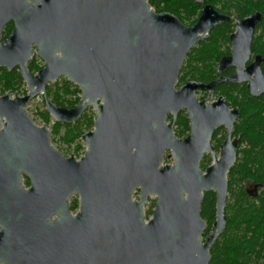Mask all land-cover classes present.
Wrapping results in <instances>:
<instances>
[{"label":"water","instance_id":"obj_1","mask_svg":"<svg viewBox=\"0 0 264 264\" xmlns=\"http://www.w3.org/2000/svg\"><path fill=\"white\" fill-rule=\"evenodd\" d=\"M27 1L0 0V38L15 21L0 41V69L18 66L27 85L22 97L10 91L0 96V264H209L210 248L227 224V174L239 142L231 141V131L239 110L229 111L221 98L206 106L196 92L212 96L221 84L246 83L251 97L264 94L263 57L246 66L261 14L237 20L230 56L217 67L219 75L234 68L230 77L177 89L191 49L231 20L212 5H203L197 21L186 26L172 14L152 12L150 0H43L32 9ZM34 37L43 41L37 54L46 65L30 75L26 62ZM60 77L81 92L74 108L47 100L46 86ZM38 95L58 123L95 111L93 129L81 137L82 157L62 156L47 127L28 116L25 107ZM182 109L189 135L178 139L173 125ZM220 127L226 140L202 170ZM164 157L172 163L164 164ZM209 192L215 221L203 240L200 208ZM72 196L78 197L74 214ZM150 197L155 206L146 220Z\"/></svg>","mask_w":264,"mask_h":264},{"label":"trees","instance_id":"obj_2","mask_svg":"<svg viewBox=\"0 0 264 264\" xmlns=\"http://www.w3.org/2000/svg\"><path fill=\"white\" fill-rule=\"evenodd\" d=\"M208 3L222 13L235 14L239 18L260 12L263 20L255 32L252 52L264 58V0H208ZM149 6L153 7L156 13L174 15L186 26H191L197 21L201 9V5L191 0H150ZM232 31L230 24H221L210 32L208 39L191 49L185 58L179 82L193 80L208 83L214 80L217 77L219 61L229 54L228 37ZM262 71L264 74V63ZM21 85V78L16 72L0 69V95L7 91L14 93ZM14 86L17 87L14 89ZM218 90L240 110V120L235 128L236 133H242L243 147L227 174L228 197L225 206L227 224L210 248L209 264H260L264 259V188H259L258 195L253 197L245 191L243 184L250 181L264 186V94L253 98L244 85H222ZM46 93L47 98H50L56 107L68 109L77 105L80 100L78 94H81L75 85L64 79L48 85ZM40 116L45 123L50 120L46 111L41 112ZM93 117V114L85 111L75 123L55 122L53 133L57 134L64 128L62 140L70 144L93 129ZM179 132L182 134L184 130ZM205 167L206 163L201 165L202 169ZM77 208L74 200L71 202L70 210L75 211ZM200 216L206 223L207 234L215 221L214 193L204 194Z\"/></svg>","mask_w":264,"mask_h":264},{"label":"flooded vegetation","instance_id":"obj_3","mask_svg":"<svg viewBox=\"0 0 264 264\" xmlns=\"http://www.w3.org/2000/svg\"><path fill=\"white\" fill-rule=\"evenodd\" d=\"M194 2V1H193ZM43 4V0H38L37 2H33V1H27V5L29 6V9H32L33 7H40L41 5ZM197 4V3H196ZM209 4L208 3V0H206L203 4H199L201 5V8L203 5H207ZM211 5V4H210ZM217 10V9H216ZM201 11V9H200ZM218 11V10H217ZM220 12V11H218ZM258 12V11H257ZM222 13V12H220ZM256 13V12H254ZM254 13H251V14H248V15H245L244 17L242 18H239L237 15L235 14H227V13H222V14H225L227 16H229L231 18V20L229 22H226L228 24L231 25V27L233 28V31L232 33L235 32L236 30V25H237V20H243L245 17L247 16H250ZM260 13V12H259ZM261 14V13H260ZM263 20V17H262V14H261V21L260 23L256 26L255 30H254V34H253V38L255 36V32L256 30L259 28L261 22ZM226 23H222V24H226ZM13 28H15V21L14 23L11 21L9 22L8 24H6L3 28V32H2V35H1V38H0V41H4L8 36L9 34L11 33V31L13 30ZM231 33V34H232ZM230 34V35H231ZM230 35L228 37V47H229V54L224 56V57H228L230 56V53H231V44L229 42V38H230ZM43 44V41L41 40V38H37V37H34L32 38L31 40V43H30V46H28V48L31 50V55L29 57V59L27 60L26 62V69L28 70V73L30 75H36L45 65V61L41 58V56H39L37 54V49L39 47H41V45ZM252 44H253V41H252ZM251 52H252V45H251ZM256 56H261V55H258V54H253V52L251 53V56H250V59L247 61L246 63V66L252 64L254 62V59ZM222 57V58H224ZM262 57V56H261ZM220 62V61H219ZM264 63V58H263V61L261 63V69H262V64ZM37 68L36 70H34L33 68ZM7 71V70H6ZM12 71L16 72L19 77L21 78V81H22V84L25 83L23 81V78L20 74V70L18 68V66L16 68H14ZM10 71V72H12ZM9 72V71H7ZM263 72V71H262ZM234 73V68H229L228 70H226L225 72H223L221 75L217 74V77L208 82V83H204V82H199V81H193V80H185L184 82L180 83L179 82V79H178V84L180 85H184L186 84L187 82H198V83H202V84H205V85H208L216 80H218L220 77H225V78H228L230 77L232 74ZM264 75V74H263ZM66 80L65 78L63 77H60L58 79V81L56 82H59L61 80ZM55 82V83H56ZM49 85V84H48ZM47 85V86H48ZM222 85H231V84H221L219 86H217L213 93H212V96L210 95V92L208 91H198L196 92V98L199 102L201 101H204L205 102V105L208 106V105H211V104H214L216 102H218V100L221 98L222 100L224 101H228L229 102V106H228V110L229 111H232L233 109H238L237 107H234L232 105V101L231 100H228L223 94H221V92H219L218 88ZM241 85H244L245 88H246V83L244 84H239V86ZM22 86V85H21ZM47 86H46V89H47ZM181 86V87H182ZM231 86H237V85H231ZM17 86H14V89L16 88ZM20 90V89H19ZM19 90L17 89V91H14V93L12 91H10L12 93V95L14 96H18L16 93L19 92ZM9 92V91H7ZM6 92V93H7ZM249 93V92H248ZM27 92H24V94H22V96L26 95ZM250 94V93H249ZM22 96H19V97H22ZM251 96V95H250ZM254 98V97H253ZM239 110V109H238ZM240 116H241V113H240V110H239V116L238 118H236L233 122V125H232V131H231V141H234V140H238V146H237V154H236V159H235V162L237 161L238 157H239V154H240V150L242 149L243 147V144H242V133H236L237 130L235 128L237 122L240 120ZM171 119V116L169 115L167 117V122H169ZM189 120H188V111L185 110V109H182L180 110L176 116H175V119H174V125H173V132H174V135L178 138V139H184L186 138L188 135H189ZM185 127L187 128V130H185ZM180 130H184V133L180 134ZM178 133V135H176V133ZM226 137H227V131L225 129V127H220V128H217L214 130L213 134H212V137H211V140H210V143L213 147V152H208V153H205L201 162H200V168H201V165L203 163H206V167L205 168H201L202 170H205L210 164H211V158L212 156H214L215 158H218L219 156V150H220V147L221 145L224 143V141L226 140ZM235 164V163H234ZM234 166V165H233ZM231 170V169H230ZM22 185L24 187V189H28L30 184H29V181L27 178H23L22 179ZM264 186H260L258 184H253V191L252 192H247L249 193V195L255 197L256 195H258V189L261 188ZM246 191V190H245ZM74 200H76V203H77V207H78V197L77 196H72L70 199H69V210H70V205H71V202H73ZM77 210L75 211H71L70 212L72 214H74ZM206 224V223H205ZM213 225V224H212ZM212 228V226H211ZM211 228H210V231H211ZM206 229H207V226L204 230V232L202 233V238L203 240H205L208 235L210 234V231L206 234ZM220 236V235H219ZM218 236V237H219Z\"/></svg>","mask_w":264,"mask_h":264},{"label":"rangeland","instance_id":"obj_4","mask_svg":"<svg viewBox=\"0 0 264 264\" xmlns=\"http://www.w3.org/2000/svg\"><path fill=\"white\" fill-rule=\"evenodd\" d=\"M52 84H54V83H51L49 85H52ZM181 86L182 85L178 84L177 85V89H179ZM24 92H27V85L25 83L22 84V86L20 87L19 92H17L16 94L18 96H22V94H24ZM78 97H81V94L80 95L78 94ZM47 100L51 102L50 98H47ZM44 101L45 100H44L43 96L42 95H38L36 98H34L30 102H28L26 107H25L28 116L32 119V121L37 126H45V127H47L48 131L50 132V140H51L52 146L56 150H58L60 152V154H62V156L69 157L70 155H75V157L77 159H79L80 157L83 156V154H84V152L86 150L85 146L81 142V139H76L72 143L67 144V143H65L62 140V137H63V135L65 133V129L64 128H61L57 134L53 133V127H54L55 121L50 117V120L47 123H45L43 121V119L41 118V116H40L41 112L46 111L45 110V102ZM86 111H88L89 113L95 115V111L92 108H88ZM77 146H79L78 149H76ZM171 163H172L171 160H168L166 157H164V164H171ZM203 164L205 165V163H203ZM243 186H244V189L247 192H252L253 191V183L252 182H250V181L245 182L243 184ZM138 196H139L138 192L134 193L133 194V199L137 200ZM154 206H155V197L148 198V201H147V203L144 206V215H145L146 220L149 219V217L151 216L152 211L154 209Z\"/></svg>","mask_w":264,"mask_h":264},{"label":"built area","instance_id":"obj_5","mask_svg":"<svg viewBox=\"0 0 264 264\" xmlns=\"http://www.w3.org/2000/svg\"><path fill=\"white\" fill-rule=\"evenodd\" d=\"M149 8H150V10H151L152 12H155V9H154L153 7L149 6ZM155 13H156V12H155Z\"/></svg>","mask_w":264,"mask_h":264}]
</instances>
